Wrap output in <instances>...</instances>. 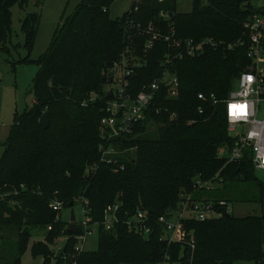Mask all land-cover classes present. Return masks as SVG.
<instances>
[{
  "label": "trees",
  "instance_id": "trees-1",
  "mask_svg": "<svg viewBox=\"0 0 264 264\" xmlns=\"http://www.w3.org/2000/svg\"><path fill=\"white\" fill-rule=\"evenodd\" d=\"M30 1L0 0V51L6 49L12 7L25 8ZM115 1L80 0L70 15H62L50 45L38 58L34 100L24 112L15 113L0 157V264H23L22 255L35 227H45L47 234L33 243L31 251L43 256L47 264L55 239L73 234L68 221L56 219L51 203L59 200L66 208L80 198L88 200L93 222H101L106 209L120 201V218L143 210L154 228L143 236L123 222L110 231L100 226L97 248L83 252L80 264H235L242 259L264 264L262 182L261 215L237 216L231 211L206 220H182V238L194 236L191 259L187 242L161 239L163 229L156 221L175 209L186 193H192L195 200L229 202L218 197L214 187L197 189V179H212L215 184L239 178L257 180L250 160L228 162L221 154L235 142L229 135L224 103L198 97L203 92L225 98L251 64L246 48L224 46L245 35L244 23L255 12L253 0H194L189 12L178 11L177 0H141L137 11L132 3L122 17L113 19L110 8ZM40 16L33 11L22 20L24 47L29 52L23 61L32 59ZM149 24L165 34L173 33L172 38H212L224 45L206 46L202 54L177 58L169 65L180 81L179 97L167 98L162 86L155 98L159 110L149 111L132 133L115 140L122 152L113 155L116 164H106L100 161L99 124L107 90L112 88V68L127 46L126 28L133 25V48L144 63L129 76L132 97L161 77L167 67L162 63L171 50L168 41L158 40L147 53L143 51L148 35H140L137 25ZM201 105L204 113H199ZM46 110L48 128L39 122ZM15 234L13 257L7 247ZM74 244L70 238L67 250Z\"/></svg>",
  "mask_w": 264,
  "mask_h": 264
},
{
  "label": "built area",
  "instance_id": "built-area-1",
  "mask_svg": "<svg viewBox=\"0 0 264 264\" xmlns=\"http://www.w3.org/2000/svg\"><path fill=\"white\" fill-rule=\"evenodd\" d=\"M141 0H133L134 9H139ZM164 2L165 0H153ZM255 12L244 23L245 35L238 40L225 44L224 48L233 49L243 47L247 50V56L252 60L249 67L244 70L236 80L235 86L229 91L223 99H218L215 94L198 93L202 101H211L213 104L223 102L225 105V115L228 122L229 135L235 140L232 147L225 148V154L228 162L238 160H250L256 169L264 170V0H258L256 5L252 4ZM161 15L167 16L166 12ZM132 27L126 28L127 46L123 57L115 62L112 71L113 80L117 82V88H109L112 91V97H108L105 102V114L100 119L99 135L101 143L99 145L100 161L106 164H116L113 159L114 154H119V146L115 140L126 134L133 132L134 128L143 120H146L147 113L155 108L156 96H159L161 87L166 89L167 98L177 99L180 93V81L178 76L171 72L169 65L173 64L175 59L184 57H195L202 54L206 46L216 47L223 41L217 42L212 38L195 40L193 38H172L173 33L165 34L161 28L149 24L146 27L139 28V34H147L148 38L143 43V51L151 50L158 40L164 39L169 42L171 50L166 54L163 65H167L161 77L154 82L145 86L135 96L128 92L130 85L129 76L133 75L136 67L142 66L143 61L135 54V40ZM137 47V46H136ZM97 95H92L91 99L95 100ZM86 104L85 102L82 103ZM205 107H199V113H204ZM175 115V114H174ZM133 150V149H131ZM95 167V166H94ZM120 167H123L121 165ZM94 169V168H93ZM115 170H118L116 168ZM197 189H212L215 186L214 180L200 179L196 180ZM84 219L81 222L76 221V232L72 235H64L63 245H66L65 251L60 258H56L55 264H80L79 258L87 249L85 244L88 237L94 232L99 231L102 226L105 230H113L117 223H125L130 231L143 236H148L153 230L152 218L147 215L146 211L140 210L135 215L127 219L119 217L120 201L109 206L101 222H93L89 215L87 207L88 200L83 199ZM62 202L54 200L51 207L57 212L56 219L62 218L60 210ZM233 211L229 202L222 199L219 201L195 200L192 193L182 195V200L175 209L169 210L166 214L161 215L156 221L162 226L163 234L161 239L167 242L186 241L191 247L192 258L195 249L194 236L190 235L188 240L182 238L180 225L183 219L195 218L197 220H206L208 218L220 217L224 212ZM71 226V222H69ZM48 230L52 226L47 227ZM78 229L80 231L78 232ZM70 238L75 239L73 248L67 250V242ZM62 245V246H63ZM164 262L162 264H165Z\"/></svg>",
  "mask_w": 264,
  "mask_h": 264
},
{
  "label": "rangeland",
  "instance_id": "rangeland-1",
  "mask_svg": "<svg viewBox=\"0 0 264 264\" xmlns=\"http://www.w3.org/2000/svg\"><path fill=\"white\" fill-rule=\"evenodd\" d=\"M39 1L38 4L36 2ZM194 0H177V9L180 12H189L193 9ZM206 3L208 0H202ZM258 0H253L256 5ZM80 0H31L25 7L16 4L12 7L10 32L5 43L6 49L0 51V157L4 151L3 143L7 141L14 123L15 113H22L34 100L32 91L34 80L39 71L38 58L50 45L53 33L60 23L63 14L70 15ZM133 0H116L110 8V15L113 19L122 17L132 6ZM40 12V24L35 46L30 61H23L29 52L24 47L25 36L22 32V20L29 12ZM118 83L112 82L111 87L117 88ZM154 127V126H152ZM134 150H131V154ZM222 155L225 150H222ZM257 180L236 179L227 180L223 183L216 182L215 193L220 198L229 200L233 213L237 216L261 215V187L259 182L264 183V170L255 169ZM214 192V191H213ZM209 193V192H208ZM76 220L81 222L84 219L83 199H78L73 206ZM71 208L61 210V217L70 222ZM47 234L45 227L32 228V235L27 249L22 255L23 264H44L41 255H33L31 248L35 241L44 240ZM5 236V235H4ZM5 239H8L5 236ZM65 236H59L51 245V260L47 264H55V252L63 245ZM16 234L8 241L10 253L16 255L17 248ZM98 246V232L94 231L87 239L85 248L95 250ZM9 259V257H8ZM165 264H169L168 262ZM176 264V263H174ZM235 264H254L250 259L235 261Z\"/></svg>",
  "mask_w": 264,
  "mask_h": 264
},
{
  "label": "water",
  "instance_id": "water-1",
  "mask_svg": "<svg viewBox=\"0 0 264 264\" xmlns=\"http://www.w3.org/2000/svg\"><path fill=\"white\" fill-rule=\"evenodd\" d=\"M113 74L114 73L111 72V77H110L111 82L113 80ZM107 96L112 97V91L111 90L109 91ZM39 122L44 128H48L50 126V117H49V111L48 110L43 112V114L41 115V117L39 119ZM69 207L71 208V213H70L71 226H70L69 230L71 232L75 233L76 232L75 222L77 220H76V215L74 213L73 202H70ZM65 249H66V245L61 246L56 252V258H60L62 253L65 251Z\"/></svg>",
  "mask_w": 264,
  "mask_h": 264
}]
</instances>
